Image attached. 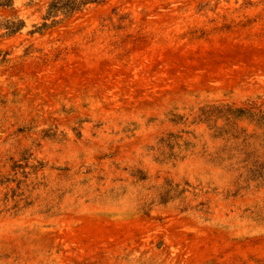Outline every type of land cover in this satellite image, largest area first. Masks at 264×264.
Instances as JSON below:
<instances>
[{
    "label": "rangeland",
    "instance_id": "obj_1",
    "mask_svg": "<svg viewBox=\"0 0 264 264\" xmlns=\"http://www.w3.org/2000/svg\"><path fill=\"white\" fill-rule=\"evenodd\" d=\"M46 9H0V264H264V128L205 113L264 103V0Z\"/></svg>",
    "mask_w": 264,
    "mask_h": 264
},
{
    "label": "trees",
    "instance_id": "obj_2",
    "mask_svg": "<svg viewBox=\"0 0 264 264\" xmlns=\"http://www.w3.org/2000/svg\"><path fill=\"white\" fill-rule=\"evenodd\" d=\"M105 0H46V19L56 18L60 15L64 17H70L75 13L83 10L87 5L93 3H102ZM14 6V0H0V9H11ZM26 26V22L19 16H13L12 18H0V31H4L7 35H15L23 30ZM212 110V111H210ZM205 111L208 116L216 115L219 118H225V126L228 125L229 129H222V132L217 137L227 138V140H237L238 144L248 143L251 135L245 130H238V121H248L256 126V128H264V103H258L252 101L246 107H235L232 105L216 106L213 109ZM214 113V114H210ZM232 129V130H231ZM243 133V134H242ZM264 136V134H263ZM243 153V159L241 163L247 164L253 155V152L247 150ZM253 161L250 171L252 173V179L255 177H261L264 175V161L259 159Z\"/></svg>",
    "mask_w": 264,
    "mask_h": 264
}]
</instances>
